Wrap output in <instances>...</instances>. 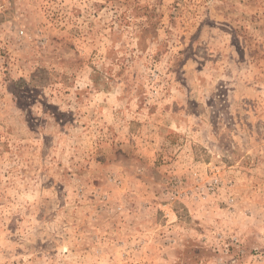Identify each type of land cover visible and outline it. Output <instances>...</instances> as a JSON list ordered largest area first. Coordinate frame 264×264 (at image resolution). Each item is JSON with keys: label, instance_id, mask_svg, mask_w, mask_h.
Wrapping results in <instances>:
<instances>
[{"label": "rangeland", "instance_id": "374dc122", "mask_svg": "<svg viewBox=\"0 0 264 264\" xmlns=\"http://www.w3.org/2000/svg\"><path fill=\"white\" fill-rule=\"evenodd\" d=\"M0 264H264V0H0Z\"/></svg>", "mask_w": 264, "mask_h": 264}]
</instances>
